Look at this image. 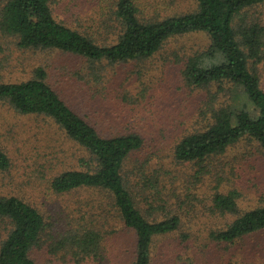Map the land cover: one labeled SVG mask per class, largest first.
Returning a JSON list of instances; mask_svg holds the SVG:
<instances>
[{
	"label": "rangeland",
	"instance_id": "obj_1",
	"mask_svg": "<svg viewBox=\"0 0 264 264\" xmlns=\"http://www.w3.org/2000/svg\"><path fill=\"white\" fill-rule=\"evenodd\" d=\"M4 1L0 0V9ZM56 1L58 18L96 43L115 37L104 27L100 29L101 25L96 28L100 21L109 23L114 0ZM137 1L143 10L157 13L159 18L196 9L195 0ZM246 13L247 20L264 26V2ZM88 16L95 17V23ZM208 43L203 33L177 36L148 58L111 64L57 49L21 48L15 37L0 32V79L23 81L37 66H43L48 83L100 132L107 126L104 117H108L117 119L122 133L142 136V147L124 168L135 186V205L150 220L175 213L181 219L176 231L158 239L153 264H264V229L234 242H218L209 235L235 217L211 212L214 193L237 190L239 213L264 204V154L258 143L244 138L202 165L181 162L174 156L176 142L206 123L209 115L207 90L188 86L182 76L188 56L199 53ZM95 65L102 68L97 70L102 79L93 82L84 77ZM255 69L264 89V47ZM0 148L10 160L9 168L0 171V195L21 197L40 211L46 223L40 244L30 251L36 264L133 263L135 234L114 213L107 219L111 228L98 259L76 262L62 251L56 255L49 252L52 236L60 235L72 222L83 217L99 224L101 216L107 214L98 208L105 205L99 191L57 193L51 188L52 178L64 169L78 168L76 160L83 155L52 121L20 114L0 101ZM9 227L7 220H0V243Z\"/></svg>",
	"mask_w": 264,
	"mask_h": 264
},
{
	"label": "trees",
	"instance_id": "obj_2",
	"mask_svg": "<svg viewBox=\"0 0 264 264\" xmlns=\"http://www.w3.org/2000/svg\"><path fill=\"white\" fill-rule=\"evenodd\" d=\"M195 1L194 10L159 18L157 13L143 10L137 0H114L109 23L100 21L96 28L101 25L100 29L104 27L107 34L115 37L98 44L58 18L56 0H5L0 9V32L15 37L21 48L57 49L111 64L143 60L170 38L203 33L209 43L199 53L188 56L182 76L188 86L207 90L209 115L206 123L176 142L175 158L202 165L244 138L256 141L264 154V89L255 69L263 53L264 26L254 19L247 20L246 13L264 0ZM88 17L95 23V17ZM101 69L91 67L84 78L101 80ZM0 101L20 114L48 118L82 149L83 155L76 160L78 168L64 169L50 181L55 192L96 190L104 195L101 200L112 211L108 213L105 205L98 206L107 213L99 224L84 221L83 217L72 222L60 235L52 236L49 252L56 255L62 251L76 262L98 259L111 228L107 219L114 213L135 234L132 264H153L158 239L176 231L181 219L175 213L150 220L135 205V186L124 168L142 147V136L122 133L117 119L108 117H104L107 126L101 133L48 83L43 66H37L32 76L23 81L0 79ZM9 166V157L0 148V171ZM238 197L235 189L214 193L211 212L235 217L225 227L210 231L213 240L234 242L264 229V204L239 213ZM0 220L10 225L1 239L0 264H36L30 251L40 244L46 225L40 211L16 194L0 195Z\"/></svg>",
	"mask_w": 264,
	"mask_h": 264
}]
</instances>
